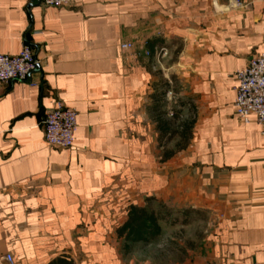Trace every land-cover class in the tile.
Returning a JSON list of instances; mask_svg holds the SVG:
<instances>
[{"label": "crops", "instance_id": "obj_1", "mask_svg": "<svg viewBox=\"0 0 264 264\" xmlns=\"http://www.w3.org/2000/svg\"><path fill=\"white\" fill-rule=\"evenodd\" d=\"M235 1L0 0V53L29 44L40 61L0 83V264H128L117 228L149 196L214 215L196 264H264V135L235 106V72L264 54V0ZM171 76L195 124L163 160L153 96ZM58 99L78 113L69 148L45 139Z\"/></svg>", "mask_w": 264, "mask_h": 264}, {"label": "built area", "instance_id": "obj_2", "mask_svg": "<svg viewBox=\"0 0 264 264\" xmlns=\"http://www.w3.org/2000/svg\"><path fill=\"white\" fill-rule=\"evenodd\" d=\"M44 5L58 8L70 7L72 0H41ZM243 2L236 0L231 7H241ZM123 49H133L132 42L121 44ZM145 56H151L149 49L144 50ZM157 57L167 55L166 48L156 52ZM40 61L34 54L32 47L25 44L17 54L0 53V83L30 80L37 70ZM236 86V114L238 118L248 123L252 116L261 127L264 135V54L252 57L248 65L235 72ZM77 110L66 105L62 99L55 101L54 106L47 110L43 124L45 139L49 146L69 148L73 146L78 129ZM7 264H17L14 256L7 253L4 257Z\"/></svg>", "mask_w": 264, "mask_h": 264}, {"label": "rangeland", "instance_id": "obj_3", "mask_svg": "<svg viewBox=\"0 0 264 264\" xmlns=\"http://www.w3.org/2000/svg\"><path fill=\"white\" fill-rule=\"evenodd\" d=\"M166 82L167 86L162 85L167 88L163 104L165 116L173 119L174 114L179 112L180 117L177 119V124L185 119L193 118L192 108H188L189 105H187L188 111H185L184 100L179 97L177 78L171 76L170 81ZM176 142L177 138L162 145L172 149ZM161 150L163 151V147ZM166 205L172 211L170 219H177L178 222L176 224L163 222V231L159 238L151 244H139L135 247L134 251L126 256L128 264H196L198 262L196 257L202 255L207 258V255L209 256L211 241L216 236L214 215L208 210H185V208L190 209L191 206ZM204 261L205 264L210 262L209 259Z\"/></svg>", "mask_w": 264, "mask_h": 264}, {"label": "trees", "instance_id": "obj_4", "mask_svg": "<svg viewBox=\"0 0 264 264\" xmlns=\"http://www.w3.org/2000/svg\"><path fill=\"white\" fill-rule=\"evenodd\" d=\"M166 86V82H162ZM156 91L154 93L153 112L159 132V141L163 143L177 138L176 145L172 149L165 148L163 145L162 159L167 160L173 157L178 151L186 149L193 136L195 118L185 119L177 124L180 113L176 112L173 119L165 116L164 101L165 92ZM165 140V142H164ZM185 210L197 211L190 207ZM172 211L162 200L155 196L146 198L144 205L132 204L128 208L127 219L117 228L118 237L122 240L121 249L125 256L131 254L139 244H151L162 234V223L170 222L176 224L177 219H170ZM48 264H76L74 259L67 255H61Z\"/></svg>", "mask_w": 264, "mask_h": 264}]
</instances>
